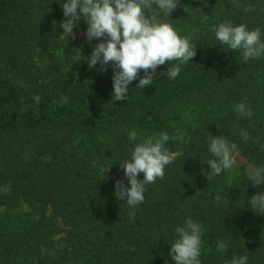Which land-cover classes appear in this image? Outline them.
<instances>
[{"label": "trees", "instance_id": "trees-1", "mask_svg": "<svg viewBox=\"0 0 264 264\" xmlns=\"http://www.w3.org/2000/svg\"><path fill=\"white\" fill-rule=\"evenodd\" d=\"M64 2L0 0V264H175V228L187 219L204 227L201 264L241 256L264 264V215L248 208L264 184L253 187L228 170L208 181L202 172L213 159V136L264 167V55L245 62L242 50L228 49L213 31L244 24L259 28L264 41V0H179L170 16L154 7L146 14L189 38L196 55L174 80L160 73L179 61L158 66L144 89L136 87L141 70L126 100L115 102L111 64L105 72L87 63L100 41L78 58L67 50L59 26ZM74 30H87L83 18ZM64 96L67 104L56 103ZM241 102L250 119L234 111ZM186 113L192 122L182 141L175 123ZM164 132L174 162L132 209L114 195L117 180L130 187L120 164L137 143ZM219 240L226 251L217 250Z\"/></svg>", "mask_w": 264, "mask_h": 264}, {"label": "clouds", "instance_id": "clouds-1", "mask_svg": "<svg viewBox=\"0 0 264 264\" xmlns=\"http://www.w3.org/2000/svg\"><path fill=\"white\" fill-rule=\"evenodd\" d=\"M179 6V0H65L61 7L64 20L60 23L65 40L76 39L74 28L79 26L81 18L87 25L86 39L91 42L98 39L92 53L87 57L89 68L97 64L101 71H107V66L112 67L113 92L112 101H124L129 94V85L137 79L143 70L144 75L139 79L136 87L141 89L153 84L154 74L158 66L166 62L179 61V64L169 66L166 75L175 79L180 71V65L192 61L196 55V46L191 44L189 38L180 37L168 23H161L156 14L148 15L152 9L158 8L165 16ZM254 7L246 6L244 11H254ZM216 39L231 50H242L245 62L250 59H260L264 55V41H261V32L257 28L249 31L244 24L234 26L224 22L213 28ZM76 55L82 54L81 49L74 48ZM39 104L40 97H33ZM69 98L64 96L56 103L67 104ZM27 110V109H25ZM234 111L243 117L251 118L252 110L241 102L234 106ZM241 137L247 141L250 137L246 130H241ZM137 133L129 132V140L136 141ZM170 139L169 135L159 133L148 137L142 143H137L131 152L130 159L120 164L130 187L122 180L115 182L114 195L118 200H125L126 204L135 209L144 202L145 186L163 179L165 166L174 162V156L164 147ZM175 140L178 137H171ZM209 152L213 159L207 161L209 169H202L207 180L230 170L235 164L234 153L237 150L235 143L229 144L223 136H213L209 143ZM28 159V154H24ZM50 159V157H47ZM143 173V180L138 176ZM250 181L253 187L264 184V167L252 171ZM5 194L11 192V185L5 186ZM249 205L254 213L264 215V193L257 192L249 197ZM217 200L220 197L216 198ZM134 211L130 216H134ZM204 231L202 224L191 219L185 220L182 226H177L175 232L178 239L171 244L169 255L175 264H201L202 240ZM217 250L224 252L227 244L217 241ZM247 256L233 257L230 264H247Z\"/></svg>", "mask_w": 264, "mask_h": 264}, {"label": "rangeland", "instance_id": "rangeland-1", "mask_svg": "<svg viewBox=\"0 0 264 264\" xmlns=\"http://www.w3.org/2000/svg\"><path fill=\"white\" fill-rule=\"evenodd\" d=\"M76 39L67 38V41L63 36V39L66 43L67 50L70 54H72L75 58H78L80 55H76V52L73 51L74 48H79L81 51L83 48L89 43L86 39V30L75 31ZM182 120L179 123H175L176 132L178 133V137L184 141L186 139V127L192 122V118L189 113L183 115ZM235 164L232 169L228 170L231 175H244L246 177H251L252 171L255 169V166L249 162L244 156L239 153H236L234 156ZM24 210H27L26 207H23Z\"/></svg>", "mask_w": 264, "mask_h": 264}]
</instances>
